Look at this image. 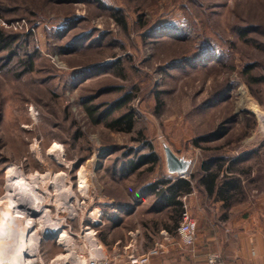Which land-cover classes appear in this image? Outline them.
I'll list each match as a JSON object with an SVG mask.
<instances>
[{"label":"rangeland","instance_id":"374dc122","mask_svg":"<svg viewBox=\"0 0 264 264\" xmlns=\"http://www.w3.org/2000/svg\"><path fill=\"white\" fill-rule=\"evenodd\" d=\"M0 29V264H128L174 224L146 189L178 178L166 151L192 218L264 220V0H0ZM125 113L132 132L107 128ZM211 157L250 169L229 211L196 185Z\"/></svg>","mask_w":264,"mask_h":264},{"label":"crops","instance_id":"0c3cea01","mask_svg":"<svg viewBox=\"0 0 264 264\" xmlns=\"http://www.w3.org/2000/svg\"><path fill=\"white\" fill-rule=\"evenodd\" d=\"M194 188L181 197V202L187 200L189 206L196 203ZM195 219L196 239L192 246L183 247L179 243L176 227H162L154 234L161 238H156L141 251L136 250V255L144 254L158 242L162 249L157 256L150 258L148 264H207V257L211 254L221 256V262L216 264H264V220L260 215L244 212L239 217L226 219L221 226L211 212L200 211ZM128 248L134 249L132 244ZM117 264H127V260L121 259Z\"/></svg>","mask_w":264,"mask_h":264},{"label":"trees","instance_id":"16d2710c","mask_svg":"<svg viewBox=\"0 0 264 264\" xmlns=\"http://www.w3.org/2000/svg\"><path fill=\"white\" fill-rule=\"evenodd\" d=\"M118 21L122 23L120 18H118ZM7 39L8 37L5 35L4 31L0 29V51L10 46ZM249 71L250 68L247 67L244 73L246 74ZM133 126L134 121L132 115L130 113H125L110 121L107 128L121 133H130L132 132ZM215 133L214 136L200 138L199 140L209 142L215 140L214 138L221 139L226 135V131L221 129L217 130ZM195 144H198V140L195 141ZM239 160H241V158L227 160L222 157H211L200 165V176L196 185L203 190L205 196L209 200L220 203L221 208L225 211H229L235 202L242 199L244 191L242 178L250 174V169L237 167L238 163L243 162ZM156 163L157 157L152 152L145 156L138 157L135 163L130 164V167L132 169L131 171H133L143 164H150L152 168ZM193 179L194 177L191 175L190 179L176 178L147 185L146 189L148 192L156 196L157 200L161 202L164 208L172 210L174 224L179 221L183 211L181 197L191 193L193 190ZM223 217L226 218L227 216L224 215ZM174 224L171 227L165 226V228H174Z\"/></svg>","mask_w":264,"mask_h":264},{"label":"built area","instance_id":"2783aa9c","mask_svg":"<svg viewBox=\"0 0 264 264\" xmlns=\"http://www.w3.org/2000/svg\"><path fill=\"white\" fill-rule=\"evenodd\" d=\"M178 178L186 179V174L177 175ZM183 211L180 217L178 226L176 227L175 233L179 240V243L183 247H190L193 245L196 239V220L191 217L186 206L183 204ZM162 249L160 243H156L153 248L149 249L144 254L130 255L128 257V264H148L151 257L157 256ZM207 264H216L221 262V256L219 254H211L207 257ZM87 264H109L105 259H92Z\"/></svg>","mask_w":264,"mask_h":264},{"label":"bare ground","instance_id":"6f19581e","mask_svg":"<svg viewBox=\"0 0 264 264\" xmlns=\"http://www.w3.org/2000/svg\"><path fill=\"white\" fill-rule=\"evenodd\" d=\"M257 108V107H256ZM56 147V144H54V146H53V148H55ZM12 170H9V172H11ZM9 172H7V173H9ZM10 174V173H9ZM20 181V180H19ZM80 187L81 188H83L84 187V182L83 181H80ZM23 185H25V186H23ZM30 186L28 185V184H26L25 182H19V184H17V185H13V189H19V190H21V193L23 194V195H26V193H27V189H29L30 190ZM30 194V193H29ZM31 195V194H30ZM18 196V195H17ZM22 197V196H21ZM27 197V196H26ZM29 197V196H28ZM24 198V197H23ZM22 198V199H23ZM31 198V197H30ZM29 198V199H30ZM25 199V198H24ZM19 201L18 202H20V200L21 199H18ZM27 200V199H26ZM29 201V200H28ZM36 201V200H35ZM23 202V201H22ZM32 202V201H31ZM1 204V203H0ZM24 204V203H23ZM28 205V203H26L25 202V205ZM30 204V203H29ZM32 204V203H31ZM34 206H31V209L32 210H39V203H36V204H33ZM29 206V205H28ZM4 237V236H3ZM61 241V240H60ZM17 250H18V253L20 254V252L22 253V250H23V246L22 245H20L18 248H16ZM27 250V249H26ZM5 253H6V251H8V250H6V248H5ZM14 254V253H13ZM19 254H17V255H19ZM21 262V261H20ZM31 262V261H30ZM30 262H28L27 264H31ZM20 264V263H19ZM22 264V263H21Z\"/></svg>","mask_w":264,"mask_h":264},{"label":"water","instance_id":"95a60500","mask_svg":"<svg viewBox=\"0 0 264 264\" xmlns=\"http://www.w3.org/2000/svg\"><path fill=\"white\" fill-rule=\"evenodd\" d=\"M166 159L169 171L177 175L187 174L188 167L185 163L180 162L172 153L166 151Z\"/></svg>","mask_w":264,"mask_h":264}]
</instances>
